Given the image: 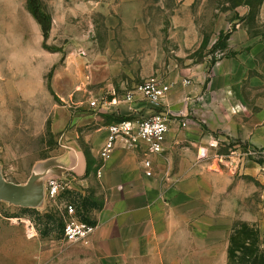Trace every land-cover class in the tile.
I'll return each instance as SVG.
<instances>
[{
  "label": "rangeland",
  "instance_id": "374dc122",
  "mask_svg": "<svg viewBox=\"0 0 264 264\" xmlns=\"http://www.w3.org/2000/svg\"><path fill=\"white\" fill-rule=\"evenodd\" d=\"M239 1H200L195 9L198 45L183 48L180 40L171 41L167 33L166 47L156 49V41L148 40L143 43L147 47L139 49L141 59L128 66L121 54L125 49L113 47L127 44L126 34L103 23L101 0H42L52 17L46 45L29 0H0V165L4 176L26 183L41 166L79 147L91 159L90 148L106 139V126L124 117L120 110L116 115L92 106L93 99L102 97L97 95L104 86L102 79L133 76L128 88L117 89L118 99L123 100L136 84L158 75L172 83L168 97H173L172 108L178 114L171 118H177L171 138L179 140L171 151L209 159L212 169L230 175L232 190L233 176L235 185L242 182V194L248 197L241 210L259 216L256 223L264 238V164L259 162L264 159V146L240 144L231 134L234 110L264 109V18L259 15V0ZM222 32H231L224 50L215 46ZM154 35L156 39L158 34ZM157 52L160 58L150 63L147 54ZM89 76L101 83H88ZM99 103L102 107L104 100ZM183 108L190 114L205 112L206 123L215 128L206 130L203 117L182 115ZM205 136L209 141L204 144ZM89 166V172L94 170L92 161ZM79 186L85 192L72 189L58 204L70 200L84 219L93 221L89 213L96 195ZM58 204L46 200L39 208H22L0 200V264H102L91 245L62 240ZM240 222L236 219L233 230Z\"/></svg>",
  "mask_w": 264,
  "mask_h": 264
},
{
  "label": "crops",
  "instance_id": "0c3cea01",
  "mask_svg": "<svg viewBox=\"0 0 264 264\" xmlns=\"http://www.w3.org/2000/svg\"><path fill=\"white\" fill-rule=\"evenodd\" d=\"M101 1L103 23L107 27H120L126 34L127 44L113 47L125 49L121 54L128 59V66L141 59L139 49L146 48L148 40L156 41V49L166 47L167 33L171 41L180 40L183 48L200 43L196 19L199 12L195 9L203 0ZM259 15L264 18V0ZM154 33L158 34L156 39ZM175 34L178 37L174 38ZM159 56V52L147 54L152 59L150 63H155ZM127 69L131 74L132 69ZM131 80H135L131 75L102 79L104 86L97 95L104 96L108 103L99 109L116 115L120 110L124 117L152 114L155 109L140 100L128 103L118 99L117 89L128 88ZM87 81L91 82L92 76ZM100 81L93 78L92 83ZM168 96L163 106L172 118L178 114L172 108L173 97ZM181 113L190 114L184 108ZM190 115L203 117L207 130L215 128L206 123L205 112ZM231 115L233 137L264 146V109L258 111L249 106L234 110ZM176 120L171 119L165 151L161 154H147L145 148L128 149L120 143L113 156L104 161L99 155L103 140L90 148L91 159L83 147L75 148L76 154L66 157V164L67 160L77 161L76 172H72L79 180L75 188L81 191L80 184L96 195L89 214L99 228L91 246L102 264H229L230 237L236 219L252 223L259 220L253 212L241 210L248 197L242 194V182L235 185L233 176L232 190L230 175L212 169L214 164L207 163L209 159L199 160L196 153L171 151L174 142L179 141L171 138ZM203 140L204 144L209 141L206 136ZM145 158L152 162L149 172L144 168ZM90 161L94 165L91 172Z\"/></svg>",
  "mask_w": 264,
  "mask_h": 264
},
{
  "label": "built area",
  "instance_id": "2783aa9c",
  "mask_svg": "<svg viewBox=\"0 0 264 264\" xmlns=\"http://www.w3.org/2000/svg\"><path fill=\"white\" fill-rule=\"evenodd\" d=\"M171 90L172 83L158 75L147 78L128 90L124 96L126 102L148 101L155 110L150 115H137L109 124L106 139L99 151L100 157L104 161L109 160L120 143L128 149L145 148L147 154L163 153L171 129L170 112L164 108L163 104ZM101 98L93 99L91 101L92 106L99 107L101 100H104V104L108 103L104 96ZM143 163L144 168L149 172L152 169L151 160L145 158ZM78 182V178L72 172L67 173L64 179L53 178L48 180L46 200L58 204V200L64 194L76 189ZM58 205L62 225V240L70 244L91 245L99 225L94 221L84 219L77 205L70 200L64 199L61 205Z\"/></svg>",
  "mask_w": 264,
  "mask_h": 264
},
{
  "label": "trees",
  "instance_id": "16d2710c",
  "mask_svg": "<svg viewBox=\"0 0 264 264\" xmlns=\"http://www.w3.org/2000/svg\"><path fill=\"white\" fill-rule=\"evenodd\" d=\"M240 0L237 4H242ZM263 0H259V5ZM29 7L42 27L44 43L46 45L50 38L52 29V17L47 13L42 4V0H29ZM231 32L220 34L219 40L215 46H220L222 50L227 48V40L230 38ZM129 117H124L126 119ZM206 130L207 126H204ZM240 144L242 142L238 141ZM264 164V159L259 161ZM229 264H264V238H262L259 225L241 221L236 228H234L229 245Z\"/></svg>",
  "mask_w": 264,
  "mask_h": 264
},
{
  "label": "water",
  "instance_id": "95a60500",
  "mask_svg": "<svg viewBox=\"0 0 264 264\" xmlns=\"http://www.w3.org/2000/svg\"><path fill=\"white\" fill-rule=\"evenodd\" d=\"M76 154V150L66 153L60 158L52 159L49 163L36 170L26 183H16L8 180L0 165V200L22 208H39L46 202L47 182L53 178H65L67 172H76L77 161L67 160L66 157Z\"/></svg>",
  "mask_w": 264,
  "mask_h": 264
}]
</instances>
